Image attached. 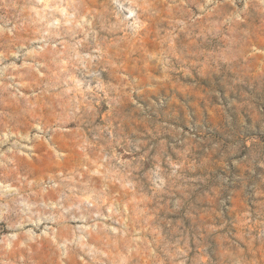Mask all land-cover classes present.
<instances>
[{
    "label": "clouds",
    "instance_id": "obj_1",
    "mask_svg": "<svg viewBox=\"0 0 264 264\" xmlns=\"http://www.w3.org/2000/svg\"><path fill=\"white\" fill-rule=\"evenodd\" d=\"M0 264H264V0H0Z\"/></svg>",
    "mask_w": 264,
    "mask_h": 264
}]
</instances>
